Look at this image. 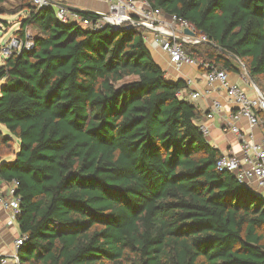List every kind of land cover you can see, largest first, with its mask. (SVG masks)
I'll list each match as a JSON object with an SVG mask.
<instances>
[{"label": "trees", "instance_id": "16d2710c", "mask_svg": "<svg viewBox=\"0 0 264 264\" xmlns=\"http://www.w3.org/2000/svg\"><path fill=\"white\" fill-rule=\"evenodd\" d=\"M148 1L208 37L184 44L200 69L244 65L264 92V0ZM18 8L16 36L37 31L0 64V160L15 156L0 183H18L19 264H264L263 193L217 169L201 110L144 30ZM13 13L0 0V15Z\"/></svg>", "mask_w": 264, "mask_h": 264}, {"label": "built area", "instance_id": "2783aa9c", "mask_svg": "<svg viewBox=\"0 0 264 264\" xmlns=\"http://www.w3.org/2000/svg\"><path fill=\"white\" fill-rule=\"evenodd\" d=\"M34 4L41 8L47 6L57 7V15L63 22H80L91 29H99L104 25L112 27L125 25L131 28H140L144 32L152 33L150 45L160 47L165 52L170 62L178 69L184 64L202 65V60L195 58L187 53L184 44L198 45L208 42L205 34L198 33L195 27L187 20L179 18L177 15L165 14L162 9L154 7L148 0H106L108 11H92L91 9L74 7L68 9L57 5L62 0H33ZM82 13H94L98 18L91 19L84 17ZM191 31L192 33L188 32ZM145 37V36H144ZM34 46L33 39L23 41L19 37H14L6 47L3 48L5 55H10L14 50H20L23 47L30 49ZM208 66V64H205ZM247 73V72H246ZM208 82H219L226 89L227 94L237 109L230 116V130L242 136V154H223L217 161V169L220 171H230L236 175L239 182L253 187L256 185L264 195V138L260 142H255L249 138L243 137L239 127V121L245 118L250 127L263 125L264 119L259 112H264V92L259 86L247 80L254 87V95L240 84L231 83L229 71L226 69L212 68L205 73ZM245 81V80H244ZM191 83V79L187 81ZM199 92L192 94L193 98H198ZM219 103H215L213 111L207 114L208 118H213L214 114L221 109ZM201 129L206 136L209 135V128L205 124H200ZM9 193L5 194L0 188V205L3 209L10 211L9 225L17 222L21 211L20 199L15 196L17 181L11 182ZM25 236L20 235L15 241L17 248L23 244ZM1 257V255H0ZM19 264L18 256H15ZM8 259L3 257L2 264H7Z\"/></svg>", "mask_w": 264, "mask_h": 264}, {"label": "crops", "instance_id": "0c3cea01", "mask_svg": "<svg viewBox=\"0 0 264 264\" xmlns=\"http://www.w3.org/2000/svg\"><path fill=\"white\" fill-rule=\"evenodd\" d=\"M63 3L71 7L91 9L92 11H108L106 0H62ZM21 26V25H20ZM145 40L153 54L155 61L165 70L166 75L171 80L183 79L186 87L180 92V96L193 102L202 112L199 124H205L209 128L208 141L216 148L220 149L223 154H242V136L230 130V116L237 109L226 89L219 82L210 83L205 77V71L200 69V65L184 64L180 69L176 68L169 60L168 55L160 47H153L150 44L152 33L145 32ZM245 67H239L237 71L229 72L231 83L242 85L250 95H254V87L249 82L252 81ZM191 79V83L187 81ZM245 80V81H244ZM253 83V82H252ZM254 84V83H253ZM199 92L198 98H193L192 94ZM215 103L221 105V110L214 114L213 118H208L207 114L213 111ZM239 127L243 137L249 138L255 142H260L264 138V126L250 127L248 121L243 118L239 121ZM12 183H0V188L5 194L9 193V186ZM254 190L262 191L254 185ZM10 211L3 209L0 205V255L7 258V264H17L15 256L18 248L15 241L21 235L18 222L9 225ZM18 256V255H17Z\"/></svg>", "mask_w": 264, "mask_h": 264}, {"label": "rangeland", "instance_id": "374dc122", "mask_svg": "<svg viewBox=\"0 0 264 264\" xmlns=\"http://www.w3.org/2000/svg\"><path fill=\"white\" fill-rule=\"evenodd\" d=\"M20 3H21V0H7V6L9 7V9H11V11L15 13L0 15V19H3L6 22V23L0 22V43L2 45V50L0 51V64L6 58L3 48L6 47V45L9 44L12 39H14V37H16V32L18 31L21 25V23L19 22V19H22V17H24L25 15L24 11L18 12L19 10L18 7ZM55 8L57 9V7ZM36 32L37 31L34 28L29 27L27 29L28 40H31L32 36L35 35ZM262 86L264 87V80L262 81ZM0 127L2 131H4L6 134L10 133L9 130L4 125H1ZM14 147H15L14 151H16L17 146L15 145ZM14 158L15 156L13 155L8 156L7 158L0 160V165L3 162L12 161Z\"/></svg>", "mask_w": 264, "mask_h": 264}, {"label": "water", "instance_id": "95a60500", "mask_svg": "<svg viewBox=\"0 0 264 264\" xmlns=\"http://www.w3.org/2000/svg\"><path fill=\"white\" fill-rule=\"evenodd\" d=\"M57 5H59V6H62V7H66V8H68V9H76V8H74V7H71L70 5H67V4H65V3H63V2H58V3H56ZM115 28H117V29H119V30H121V31H124V30H128V29H130L131 28V26H129V25H125V26H123V27H119V26H114ZM188 32L189 33H192L191 31H189L188 30ZM224 53H226V54H228V55H230L233 59H235L236 61H238V62H240L241 63V61L239 60V58L238 57H236L235 55H233V54H230L229 52H227L226 50H224V49H221ZM243 65V64H242ZM244 66V65H243ZM245 67V66H244ZM247 73H248V75L250 76V78L252 79V82L255 84V85H257V83H256V81L253 79V77L251 76V74L247 71ZM258 86V85H257Z\"/></svg>", "mask_w": 264, "mask_h": 264}]
</instances>
